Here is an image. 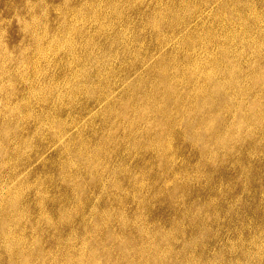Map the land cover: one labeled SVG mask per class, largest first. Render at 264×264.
Wrapping results in <instances>:
<instances>
[{"label": "rangeland", "instance_id": "374dc122", "mask_svg": "<svg viewBox=\"0 0 264 264\" xmlns=\"http://www.w3.org/2000/svg\"><path fill=\"white\" fill-rule=\"evenodd\" d=\"M0 264H264V0H0Z\"/></svg>", "mask_w": 264, "mask_h": 264}, {"label": "bare ground", "instance_id": "6f19581e", "mask_svg": "<svg viewBox=\"0 0 264 264\" xmlns=\"http://www.w3.org/2000/svg\"><path fill=\"white\" fill-rule=\"evenodd\" d=\"M163 77H165V75H163ZM170 91V90H169Z\"/></svg>", "mask_w": 264, "mask_h": 264}]
</instances>
